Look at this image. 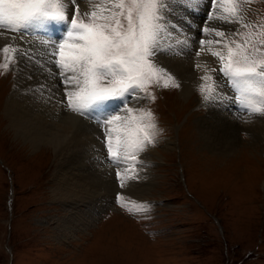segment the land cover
<instances>
[{
    "label": "rangeland",
    "instance_id": "obj_1",
    "mask_svg": "<svg viewBox=\"0 0 264 264\" xmlns=\"http://www.w3.org/2000/svg\"><path fill=\"white\" fill-rule=\"evenodd\" d=\"M97 1L86 0L91 4ZM77 2L79 4L83 0ZM130 3L131 0H125L126 7ZM65 6L70 11L75 10L72 1H65ZM237 7L243 11L244 22L250 27L241 28V35L235 38L236 41L244 43L250 40L252 43L246 45V54L251 53L258 60L264 58V0H238ZM174 10L178 13L176 17L181 19L187 14L178 8ZM205 15L201 12L193 20L203 22ZM81 19L90 22L88 17ZM177 21L180 22L179 19ZM210 23L218 29L236 27L219 20ZM253 25L257 27H251ZM0 31L19 36L23 33L12 32L6 24L0 25ZM195 32L200 34L199 31ZM9 40L4 44L21 51L16 53L14 61L9 62L7 70L0 67V95L8 94L7 89L12 86L16 68L20 64L40 73L41 78L45 77L46 72L52 78L58 77L55 83L58 86L63 84L60 70L50 55L52 48L45 49L42 44L26 48V40L19 43L11 37ZM172 44L175 45L174 40ZM252 44L257 46L258 51L253 50ZM5 62L8 61L0 51V64ZM220 67L219 62L210 73L211 79L204 80V84L201 83L190 97L182 95L180 86L175 87L179 82L170 72L160 74L159 85L149 86L148 91L156 96L155 101L143 97V93L138 91L142 99L129 106L151 112V117L145 123L156 125L154 130L149 129L154 136L153 142L137 154V163L128 174L136 176L139 172V176L126 181L123 190L114 186L110 194L92 197L91 202L87 203L95 216L94 220L82 229L75 226L73 233L64 234L56 222L57 217L67 213V206L50 195L52 184L47 179L50 160L42 154L33 159L40 149L27 148L22 140L7 131V123H1L0 264H264V116L251 114L241 105L240 91L219 72ZM169 75L173 79L168 81L169 87L164 88L163 83ZM217 77L224 81L232 99L236 100L230 102V106H225L226 109L222 107V115L226 113L224 116L235 124L245 125L241 128L255 122L256 125H263V129L256 131L260 140L255 146L247 145L249 135L245 129L235 134L238 142L235 151L228 156L241 157L233 165L236 170L232 174L233 179L229 177L227 183H233L232 189L239 190L238 185H243L245 189L240 195L234 191L236 198L221 184L219 175L223 172L213 170L223 166L226 160L212 159L211 156L217 154L208 150L206 139H203L197 127L201 118L208 114L210 116L211 98L208 97L215 91ZM202 85L205 86L203 91ZM208 89H212V92L209 93ZM64 91L63 86L62 101L67 107ZM202 98L205 102H201ZM256 98L259 99L258 95ZM118 104L119 101L111 102L107 112L114 113ZM141 114L133 112V115ZM85 121L99 125L93 118ZM99 136L104 138L100 125ZM169 141L174 142L173 146ZM102 144L101 149L105 151L102 157L113 165L112 177L118 185L115 180L117 166L108 159L105 143ZM148 150L159 153L160 158L153 155L151 174L147 176L142 169H149L148 165L142 163L143 158L140 157ZM37 159L41 160L38 171L30 169L28 161ZM210 174L215 175V180ZM117 192L125 196V203L132 207V211L115 203ZM139 205L147 207L141 209Z\"/></svg>",
    "mask_w": 264,
    "mask_h": 264
},
{
    "label": "snow or ice",
    "instance_id": "obj_2",
    "mask_svg": "<svg viewBox=\"0 0 264 264\" xmlns=\"http://www.w3.org/2000/svg\"><path fill=\"white\" fill-rule=\"evenodd\" d=\"M72 2L74 11L66 8L64 0H0V25L6 24L12 32L29 27L46 31L53 23L64 25L65 31L58 41L53 39L50 55L63 77L67 109L95 119L102 127L108 159L117 166L115 180L119 189L126 187V181L138 178V173L136 176L127 173L135 167L137 154L153 142L149 129L154 130L156 125L145 123L152 113L129 105L142 99L138 91L143 97L156 99L148 88L151 84L159 85L160 74L165 72L155 64L157 40L162 31L171 28L179 33L187 30L185 25L199 31L197 57L208 46L226 49L225 55L222 50L208 47L221 64L219 72L231 77L240 91L241 105L251 114L264 116V58L258 60L251 53L246 54L250 40L239 43L235 39L241 35V28L250 27L237 7L238 0H131L127 7L125 0H106L104 4L95 5L94 10L84 12L75 0ZM206 4L205 19L198 25L193 17L199 16ZM177 8L187 13L182 23L171 19V13ZM217 10L221 14H217ZM81 17H88L90 22H84ZM214 20L236 27L218 29L211 26ZM37 21L44 23L38 25ZM210 35L215 39L204 38ZM252 48L258 51L255 44ZM0 51L8 61L0 67L7 70L9 62L14 61L21 50L9 44ZM172 79L169 75L163 87L168 88V81ZM201 90H204L203 85ZM208 91L211 93L212 89ZM114 101H119L114 113L107 112ZM134 111L142 114L133 115ZM122 112L127 115H121ZM125 199L121 192L116 193L115 203L132 211ZM138 207L144 209L147 205Z\"/></svg>",
    "mask_w": 264,
    "mask_h": 264
},
{
    "label": "bare ground",
    "instance_id": "obj_3",
    "mask_svg": "<svg viewBox=\"0 0 264 264\" xmlns=\"http://www.w3.org/2000/svg\"><path fill=\"white\" fill-rule=\"evenodd\" d=\"M65 1L67 0H64V3ZM77 1L75 0V2ZM105 2L106 0H98L97 3L91 4L83 0L79 5L81 10L92 11L95 5L104 4ZM114 2H117V0H114ZM207 10L208 6L206 4L201 12L206 13ZM217 14H221L219 10H217ZM176 15L178 13L173 10L171 19L177 23H182L183 19L176 17ZM178 19L180 22L177 21ZM35 23L39 25L44 22L37 21ZM196 23L199 25L202 21H196ZM234 26L232 25L231 27ZM185 28L187 29L186 31L179 33L171 31V28L161 32L157 40L156 49L159 51L157 52L155 62L159 67H163L166 73L170 72L173 74L177 78L178 84H180L182 95L190 97L201 83L204 84V80H207L205 77H209L212 70L219 64L218 58L210 54L208 47H211L213 50H222L225 52V55L227 50L216 49L215 45L208 46L197 57L196 52L200 49L198 40L201 38V35L198 32L196 33L194 29L187 28L186 25ZM28 29V31H21L23 32L21 36L10 35L0 31V33H3V35H0V48L5 42L10 41V37H16L14 39L16 43L24 40L28 42L26 48H33L42 44L45 49H50L53 44L51 40L59 39L65 31L64 25L56 23H53L52 27L46 31L36 27H29ZM204 38L215 39L214 35ZM172 40L175 41V45H173L174 43L172 44ZM24 65L20 64L16 68L15 79L12 80V86L10 85L7 89L9 90L8 94L6 96H4L5 94L0 95V107L2 108L0 126H2L1 123L3 122L4 124L7 123V131L13 134L16 139L22 140L27 148L32 150L40 149V152L37 153L38 155L36 154L33 159L38 158L42 154V156L44 155V157L50 160L48 163L51 166L50 173L47 177L52 184L51 189L49 188L51 190L50 195L53 199L60 200L57 201L58 203L65 207L67 206V213L63 216L60 215L61 217H57L56 222L58 226L60 225V229L64 234H69L75 226H79V229H82L89 226L94 220L95 216L92 214L91 208L87 203L88 201L91 202L92 197L110 194L109 192L114 190V186H118L112 177L114 167L102 157L105 152L101 149L104 138L99 136V125L87 123L85 120L88 121L89 118H80V114L67 109L63 103L61 91L64 84L58 86L55 83L58 77L56 79L52 78L46 72L45 77L41 78L40 73ZM219 77L216 79L215 91L208 97V99L211 98V101H208L210 104V116L208 114L201 118L198 121L197 127L200 135L203 139H206L208 150L217 154L211 156L212 159L214 157L216 160L217 158L226 160V163L222 164L223 166L212 167L211 169L215 168L213 170L223 172L221 173L222 175H219L221 178L220 182L227 192L230 190V193H234L235 196L234 191H238L239 195L240 192L245 191L243 185H238L240 186L238 190L232 189L233 183L232 185L227 183V180H230L229 177L236 171L233 167L234 163L241 157L228 156V154L235 151L238 142L237 135L235 136V134L239 130L245 129L249 135L247 145L255 146V143L259 139V133L256 131L263 129V125H256L255 122V124L247 125V128H241L245 125L235 124L229 117L224 116L226 113L222 115L221 112L224 111L222 107L230 106V102H233L235 99H232L233 96L226 89L224 81ZM228 79L232 82L231 77H228ZM200 100L201 102L204 101L203 98ZM252 118H249V120ZM169 143L170 146H173L174 142L169 141ZM153 155L160 158L159 153L155 154V152L153 153L150 150L140 157L143 158L141 162L148 165L149 169H142L144 174L147 173V176L151 174L150 168L152 166ZM97 157L99 158L97 159ZM51 158H53L52 161ZM40 164L41 160L38 159L28 161V167L35 171H38ZM215 175L210 174L214 180ZM152 177H155V175ZM150 180L154 181L155 179L150 178ZM111 186H113L112 189H110ZM143 191L140 193L143 194Z\"/></svg>",
    "mask_w": 264,
    "mask_h": 264
}]
</instances>
